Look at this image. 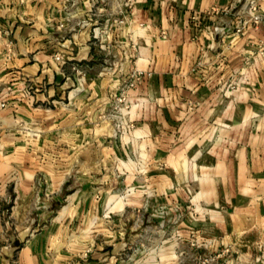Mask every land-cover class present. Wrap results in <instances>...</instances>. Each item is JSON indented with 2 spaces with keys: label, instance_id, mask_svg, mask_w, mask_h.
I'll return each instance as SVG.
<instances>
[{
  "label": "crops",
  "instance_id": "0c3cea01",
  "mask_svg": "<svg viewBox=\"0 0 264 264\" xmlns=\"http://www.w3.org/2000/svg\"><path fill=\"white\" fill-rule=\"evenodd\" d=\"M73 1L0 0V264H91L76 257L96 233L80 208L92 178L58 130L93 119L118 76L91 64V4ZM250 1L264 12V0H129L130 26L107 37L125 72L143 71L127 149L226 264H264V19L241 35L215 29ZM56 54L99 76L76 79Z\"/></svg>",
  "mask_w": 264,
  "mask_h": 264
},
{
  "label": "rangeland",
  "instance_id": "374dc122",
  "mask_svg": "<svg viewBox=\"0 0 264 264\" xmlns=\"http://www.w3.org/2000/svg\"><path fill=\"white\" fill-rule=\"evenodd\" d=\"M87 1L91 4L88 13L92 21L81 24L90 27L92 34L91 64L100 73L117 74L118 85L111 91L108 105L93 119L58 130L65 138V148L75 149L79 155L74 157L80 173L92 178L93 205L87 203L80 208L82 213L88 210L94 215L85 220L96 233H91L87 242L90 245L76 258L91 264H226L222 253L216 257L196 231L186 229L187 214H178L164 195L156 194L150 173L138 168L139 155L127 149V142L137 141L132 93L141 82L143 71L134 68L125 72L118 54L122 45L107 37L117 39L130 26L129 0ZM75 4L76 0L72 2ZM59 62L69 64L76 79L90 77L89 69L93 68L83 62L67 63L64 57ZM94 75L90 78H95L97 72ZM132 80L135 86L125 88ZM124 88L127 102L121 105L116 101ZM74 157L63 160L72 163Z\"/></svg>",
  "mask_w": 264,
  "mask_h": 264
},
{
  "label": "built area",
  "instance_id": "2783aa9c",
  "mask_svg": "<svg viewBox=\"0 0 264 264\" xmlns=\"http://www.w3.org/2000/svg\"><path fill=\"white\" fill-rule=\"evenodd\" d=\"M246 11L243 13V16L237 21V23L235 25H232L230 23V20H228V22H226L224 25L222 26H217L215 27V29L217 30L218 33H221L223 35L227 34V33H232L234 35H241L243 32H245L247 29L250 28H256V26L263 21L264 19V12H260V10H258V7L256 5V3L250 1L247 6H246ZM211 12L213 13H220L222 12L223 15H227L228 11H219L216 8H212ZM209 15V13H208ZM258 49L260 51V53H262V51H264V40L260 41L258 44ZM55 60L57 61H61L63 60V56L60 54H56L54 56ZM135 86V80H132L128 85L125 86V88H129V87H134ZM125 88L121 89L120 91V99H118L116 102H121L125 104L127 101H125ZM3 107H6V101L3 99V97H0V109H2ZM221 256V254H217L216 257Z\"/></svg>",
  "mask_w": 264,
  "mask_h": 264
}]
</instances>
